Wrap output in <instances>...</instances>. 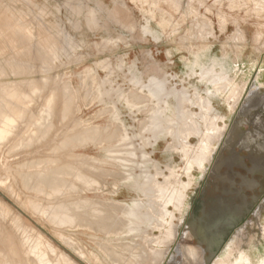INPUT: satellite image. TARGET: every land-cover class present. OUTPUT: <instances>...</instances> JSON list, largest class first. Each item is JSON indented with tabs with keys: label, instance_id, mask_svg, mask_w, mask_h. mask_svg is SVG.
<instances>
[{
	"label": "rangeland",
	"instance_id": "rangeland-1",
	"mask_svg": "<svg viewBox=\"0 0 264 264\" xmlns=\"http://www.w3.org/2000/svg\"><path fill=\"white\" fill-rule=\"evenodd\" d=\"M263 1L0 0V92L6 81L15 84L18 91L15 88L13 92L19 94L20 88L25 98V101L16 96L11 99L4 90L0 93V105L3 103L0 110L4 113L7 107V113L16 117L17 125H14L17 127L15 136L5 140L10 144L3 142L4 147H0V264L19 261L16 256L6 255L5 250L1 254L6 236L20 238L18 254L24 263L28 255L33 256L32 250L46 253L59 250L64 256L60 259L67 257L75 264H263L264 157L260 154L264 151L256 149L246 154L243 149L255 140H240L236 130L238 124H242L244 130L254 127L256 102L261 93L264 94ZM204 72L206 75H202ZM130 73H134V77ZM156 77L168 81L164 93H157L155 83L151 82V78ZM170 86L173 89L169 91ZM119 88L123 89L117 90ZM29 93H33L35 102ZM182 94L188 97L185 101ZM206 99L210 100V105L206 104ZM16 102L24 104L19 105L21 110ZM48 104L52 108L49 109ZM37 106L43 108L42 112ZM44 108L48 110L43 113ZM24 109L27 114L24 111L23 114ZM22 115L24 123L20 120ZM215 116L220 117L216 120ZM155 117L163 120L158 128L154 126ZM157 129H161V133ZM125 134L129 140L121 139ZM132 143L138 150L142 149V154L143 151L150 153L148 162L147 158L144 161L140 157L142 154L137 149L136 158L128 156L130 149L127 148ZM52 144L57 148L49 149ZM43 145L48 147L44 150ZM115 149L117 151L113 152ZM70 151L74 155L69 154ZM42 155L48 160L41 164ZM241 155H244L243 160H236ZM127 159L132 161L128 163ZM97 160L101 162L99 165ZM35 165L39 168L35 167L37 172ZM64 167L68 168L67 172ZM53 168L62 171L54 173L56 181H52L50 187L48 183L47 188L39 184L44 190L40 189L39 193V188V192L35 190L36 173L49 174ZM28 172L35 175L31 180ZM171 172L170 187L166 190L164 186L158 190L161 196L158 195L157 186L152 185H156V181L163 183ZM151 173L154 180H146L145 175ZM50 188L53 192L56 190L52 192L55 195L49 192ZM143 191L149 192L146 198ZM79 198L81 202L87 201L86 204L80 203ZM93 200L96 206L105 205L113 213L91 206ZM133 200L142 202L143 223L136 232L127 228L130 222L125 215ZM62 202L70 205L66 209L69 207L71 212V204L75 206L73 211L77 210L70 212L71 224L57 219L63 216ZM94 209L98 212L94 213ZM107 216L113 221L111 224L109 219L105 221ZM4 220L9 225H5ZM114 220L119 223L116 225ZM82 221L86 223L83 225ZM162 222L165 225L162 226ZM62 224H66L65 228ZM125 243L132 246L127 247Z\"/></svg>",
	"mask_w": 264,
	"mask_h": 264
},
{
	"label": "bare ground",
	"instance_id": "bare-ground-1",
	"mask_svg": "<svg viewBox=\"0 0 264 264\" xmlns=\"http://www.w3.org/2000/svg\"><path fill=\"white\" fill-rule=\"evenodd\" d=\"M244 1H245V0H244ZM261 1H263V0H261ZM259 2H260V1H259ZM263 2H264V1H263ZM227 4H228V3H227ZM238 4H239V3H238ZM241 4H242V3H241ZM257 4H258V2H257ZM263 5H264V4H263ZM252 6H253V5H252ZM250 9H251V8H250ZM243 10H244V9H243ZM253 10H254V9H253ZM147 21H148V20H147ZM121 24H122V23H121ZM147 30H148V27H147ZM153 30H154V29H153ZM155 32H156V31H155ZM150 34H152L151 31H150ZM154 34H156V33H154ZM156 37H157V36H156ZM28 40H29V38H28ZM28 40H27V38H26V41H28ZM29 43H30V42H29ZM28 45H29V44H28ZM28 45H27V46H28ZM29 47H30V46H29ZM25 49H26V48H25ZM103 65H104V64H103ZM106 70H107V69H106ZM207 70H208V69H206V71H207ZM109 72L112 73V71H109ZM109 72H108V73H109ZM127 72H128V71H127ZM192 72H193V70H192ZM208 72L210 73L209 70H208ZM214 72H215V71H214ZM196 73H197V72H196ZM204 73H205V74H204ZM204 73H202V75H206V72H204ZM132 74L134 75V73H132ZM132 74L130 73V75H132ZM192 74H193V73H192ZM133 75H132V76H133ZM140 75H141V74H140ZM224 75H225V73H224ZM151 76L153 77V74H151ZM151 76H149V78H150ZM199 76H201V74H200ZM218 76H219V74L216 75L217 78H218ZM222 76H223V75H222ZM225 76L227 77V75H225ZM133 77H134V76H133ZM154 77H155V76H154ZM201 77H202V76H201ZM203 77H204V76H203ZM95 78H96V77H95ZM129 78H130V76H129ZM131 78H132V77H131ZM131 78L129 79L130 81H131ZM138 78H139L141 81L143 80V78H140V77H138ZM160 78H161V77H159V79H158V77H156V78H151V82H154V83H155V85H156V89H157V93H160V92H163V93H164V91H165V85H166L165 83H167L168 81H167V82H164V80H160ZM162 78H163V77H162ZM162 78H161V79H162ZM164 78L166 79V77H164ZM199 78H200V77H199ZM224 78H225V77H224ZM224 78H223V79H224ZM31 79H32V78H31ZM31 79H30V80H31ZM220 79H221V78H220ZM220 79H217V81H219ZM223 79L220 80V82L223 81ZM13 80H14V79H13ZM32 80H33V79H32ZM94 80H95V79H94ZM106 80H108V79H106ZM106 80H104V81H106ZM109 80H111V79H109ZM148 80H149V79H148ZM215 80H216V79H215V76H214L213 81H215ZM89 81H90V79H89ZM111 81H112V80H111ZM138 81H139V80H138ZM138 81H137V82H138ZM165 81H166V80H165ZM213 81H212L211 83H213ZM217 81H216V83H217ZM97 82H98V79H97ZM139 82H140V81H139ZM139 82H138V83H139ZM4 83H5V85H3V86H1V87L3 88L4 92L7 94L8 98H9V95L12 97L11 99H13L14 96L18 97V99H22V98H24V95H23V94H20V92L22 93V91L20 90V88H18V89H19V94H17V92H13V90L16 88V87H14V85H15L14 83H9V82L7 83L6 81H4ZM111 83H112V82H111ZM134 83H136V82H134ZM138 83H137V84H138ZM146 83H147V82H146ZM149 83H150V82H149ZM214 83H215V82H214ZM218 83H219V82H218ZM1 84H3V82H1ZM87 84H88V83H87ZM87 84H86V85H87ZM115 84H116V83H115ZM117 84H118V83H117ZM143 84H145V83H143ZM143 84L141 83V85H143ZM151 84H152V83H151ZM84 85H85V84H84ZM99 85H100V84H99ZM174 85H175V84H174ZM116 86H117V85H116ZM13 87H14V88H13ZM79 87H80V86H79ZM97 87H98V86H97ZM112 87H113V86H112ZM112 87H110V88H112ZM117 87H118V86H117ZM139 87H141V86H139ZM142 87L144 88V86H142ZM150 87H151V85H150ZM150 87H149V88H150ZM173 87H174V86H173ZM2 88H1V89H2ZM110 88H107V90H108V89L110 90ZM145 88H146V87H145ZM152 88H154V87H152ZM170 88H171V86L168 88V90H169ZM112 89H113V88H112ZM121 89H123V88H121ZM121 89L119 88V89H117V90H121ZM139 89H140V88H139ZM171 89H173V88H171ZM174 89H175V88H174ZM3 90H1V92H0L1 94L3 93V92H2ZM16 90H17V88H16ZM16 90H15V91H16ZM168 90H166V92H168ZM17 91H18V90H17ZM79 91H80V90H79ZM110 91H112V90H110ZM123 91H124V90H123ZM125 91H126V90H125ZM169 91H170V90H169ZM171 91H172V90H171ZM174 91L177 92L176 89H175ZM34 92H35V91H34ZM80 92H81V91H80ZM94 92H95V91H94ZM115 92H117V91H115ZM126 92H127V91H126ZM147 92H148V91H147ZM175 92H174V93H175ZM110 93H111V92H110ZM112 93H114V92L112 91ZM151 93H152V92H151ZM157 93H156V95H158ZM169 93H171V92H169ZM181 93H182V92H180V94H181ZM183 93H184V92H183ZM185 93H186V91H185ZM16 94H17V95H16ZM29 94H30V93H29ZM32 94H33V93L30 94V95L32 96V99H31V100H34V102H35V99L33 98L34 95H32ZM52 94H54V93H52ZM76 94H77V93H76ZM165 94H166V93H165ZM172 94H173V91H172ZM54 95H55V94H54ZM81 95H82V94H81ZM109 95H110V94H109ZM118 95H119V94H117V97H118ZM126 95H127V94H126ZM128 95H129V94H128ZM136 95H137V94H136ZM163 95H164V94H163ZM163 95H160V98H162ZM167 95H169V94L167 93ZM167 95H166V96H167ZM182 95H183V94H182ZM7 96H6V97H7ZM64 96H65V95H64ZM68 96H69V95H68ZM134 96H135V95H134ZM161 96H162V97H161ZM180 96H181V95H180ZM34 97H35V96H34ZM52 97H53V96H52ZM52 97H50V101H51V98H52ZM70 97H71V96H70ZM112 97H113V96H112ZM129 97H133V96H130V95H129ZM129 97H128V98H129ZM153 97H154V94H153ZM157 97H158V96H157ZM177 97H178V96H176V98H177ZM3 98H5V96H4ZM62 98H63V97H62ZM65 98H66V97H65ZM137 98H138V100H139V97H137ZM151 98H152V97H151ZM154 98H155V97H154ZM180 98H181V97H180ZM187 98H188V97H187ZM187 98H186V95H183V100H184V101H185ZM0 99H1V98H0ZM11 99H10V100H11ZM15 99H17V98H15ZM45 99H46V98H45ZM53 99H55V97H53ZM53 99H52V100H53ZM70 99H71V98H70ZM70 99H69V101H70ZM77 99H78V97H77ZM83 99H84V98H83ZM112 99H113V98H112ZM133 99H134V98H133ZM133 99H132V102H133L134 100H136V99H134V100H133ZM158 99H159V98H158ZM6 100H8V99L6 98ZM6 100L4 99V101H6ZM22 100H23V99H22ZM31 100H28V101H31ZM63 100H65V99L63 98ZM71 100H72V99H71ZM102 100H103V99H102ZM160 100H161V99H160ZM176 100H177V99H176ZM176 100H175V101H176ZM12 101H13V100H12ZM12 101H11V102L9 101V102H10V103H13ZM14 101H16V100H14ZM24 101H25V98H24ZM28 101L26 100V102H28ZM55 101H56V100H55ZM55 101H54V103H55ZM61 101H62V100H61ZM136 101H137V100H136ZM157 101H158V100H157ZM157 101H156V102H157ZM178 101H179V98H178ZM178 101H177V103H178ZM181 101H182V99H181ZM181 101H180V104H181ZM20 102H21V101H20ZM51 102H52V101H51ZM64 102H65V101H64ZM82 102H83V101H82ZM116 102H118V101H116ZM137 102H138V101H137ZM160 102H161V101H160ZM205 102H206V104H209V105H210V103H211L209 99H206ZM6 103H7V101H6ZM16 103H17V102H16ZM16 103H15V104H16ZM22 103H23V102H22ZM24 103H25V102H24ZM30 103H31V102H30ZM30 103H28V104H30ZM48 103L51 104L50 102H48ZM66 103H68L67 100H66ZM71 103H72V102H71ZM175 103H176V102H175ZM2 104H3V103L1 102V105H2ZM8 104H9V103H8ZM13 104H14V103H13ZM13 104H11V107H10L12 110H13V108L15 107V106H13ZM44 104H45V103H44ZM44 104H43V105H44ZM49 104H48V105H49ZM60 104L63 105V104H65V103H63V104L60 103ZM83 104H84V103H83ZM129 104H130V103H129ZM156 104H157V103H155V106H156ZM158 104H160V103L158 102ZM1 105H0V108H1ZM19 105H20L21 107L24 106V104L21 105V103H19ZM19 105H18V103H17V106H18V107H19ZM32 105H34V104H32ZM37 105H38V104H37ZM53 105H54V104H53ZM66 105H68V104H66ZM115 105H116V104H115ZM178 105H179V103H178ZM3 106H6V105H3ZM3 106H2V108H4ZM12 106H13V107H12ZM46 106H47V105H46ZM134 106H135V105H134ZM155 106H154V107H155ZM160 106H161V104H160ZM163 106H164V105H163ZM26 107H27V106H26ZM50 107L52 108V105H51V106L49 105V109H50ZM161 107H162V106H161ZM23 108H24V107H23ZM23 108H22V109H23ZM28 108L31 109V107H28ZM37 108H38V106H37ZM39 108H41V107H39ZM39 108H38V109H39ZM131 108H132V107H131ZM157 108H158V107H157ZM179 108H181V107H179ZM179 108H178V109H179ZM211 108H212V106H211ZM211 108H209V109H211ZM5 109H6V110H4V113H3L2 110H0V112L2 111V113L0 114V115H1V117H0V147L3 146V145H1V144H2L3 142L5 143V142H6L5 140H6L8 137H10L11 135H14L13 133H15V132H14V131H15V128L17 129V127H14V125H16V124H15V118H16V117L14 116L13 113H12V114H11V113H7V111H8L7 107H6ZM11 109H10V110H11ZM16 109H17V108H16ZM19 109H20V107H19ZM25 109H27V108H25ZM25 109L22 110V112L24 111V112L26 113L27 110L30 111L29 109H27V110H25ZM32 109H35V108H32ZM32 109H31V110H32ZM44 109H45V108H44ZM151 109H152V108H151ZM151 109H150V110H151ZM158 109H159V108H158ZM164 109H165V108H164ZM209 109H208V111H209ZM20 110H21V109H20ZM20 110H19L18 112H21ZM36 110H37V109H36ZM42 110H43V108H41L40 111L42 112ZM46 110H48V109H45V110L43 111V113H44ZM150 110H149V111H150ZM152 110H153V109H152ZM181 110H182V108H181ZM255 110H256V112H255V113H256V115H255V117H256V121H252L254 127H250L248 130H244V126H243L242 124H238V126H237V128H236V130H237V135H238V137H239L240 140H255L253 143L249 144L248 146H245V148L243 149V151H246V152H245L246 154H249V153H251V151H255L256 149H257L258 151H264V148H263V147H264V94H263V93H261V98L256 102V109H255ZM13 111L15 112V110H13ZM16 111H17V110H16ZM28 111H27V112H28ZM38 111H39V110H38ZM40 111H39V112H40ZM210 111H211V110H210ZM8 112H9V111H8ZM24 112H23V114H24ZM41 112H40V113H41ZM65 112H66V111H65ZM150 112H151V111H150ZM161 112H163V110H162ZM181 112H182V111H181ZM206 112H207V111H206ZM30 113H31V112H30ZM32 113H33V112H32ZM34 113H35V111H34ZM34 113H33V114H34ZM133 113H134V112H133ZM133 113H132V114H133ZM26 114H27V113H26ZM114 114H115V113H114ZM158 114H159V113H158ZM181 114H183V112H182ZM199 114H200V113H199ZM199 114H198V115H199ZM201 114H202V113H201ZM17 115H18V113L16 114V116H17ZM19 115H20V114H19ZM38 115H39V114H38ZM119 115H121V114H119ZM23 116H24V115H22L21 117L23 118ZM32 116H33V115H32ZM32 116H31V119H32ZM115 116H116V115H115ZM129 116H130V115H129ZM152 116H153V115H152ZM201 116H203V115H201ZM201 116H200V117H201ZM19 117H20V116H19ZM19 117H18V118H19ZM33 117H34V116H33ZM39 117H40V119H41V115H40ZM130 117H131V116H130ZM148 117H149V116H148ZM148 117H147V119H148ZM150 117H151V116H150ZM159 117H160V116H159ZM159 117H158V118H159ZM219 117H220V116H215L214 118H216V120H217ZM255 117H254V118H255ZM18 118H17V120H18ZM24 118H25V117H24ZM24 118H23V119H20L21 122H23ZM37 118H38V116H37ZM116 118H117V117H116ZM158 118L155 117V120H154V126H155V127L157 126V128H158V125H159L160 121L162 120V119H160V121H159ZM201 118L203 119V117H201ZM214 118H213V120H214ZM254 118H253V119H254ZM251 120H252V119H251ZM24 121H25V120H24ZM27 121H28V120H27ZM35 121H36V120H35ZM37 121H39V120H37ZM143 121L145 122V120H143ZM146 121H147V120H146ZM202 121H203V120H202ZM17 122H18V121H17ZM29 122H31V121H29ZM29 122H28V123H29ZM33 122H34V121H33ZM72 122H73V121H72ZM148 122H149V120H148ZM162 122H163V120L161 121L160 125H162ZM164 122H166V121H164ZM23 123H24V122H23ZM25 123H26V122H25ZM36 123H37V122H36ZM36 123H35V124H36ZM86 123H87V122H86ZM86 123H85V124H86ZM105 123H106V122H105ZM150 123H151V122H149V124H150ZM19 124H20V122H19ZM26 124H27V123H26ZM70 124H71V123H70ZM109 124H110V123H109ZM117 124H119V123H117ZM117 124H115V126H116ZM132 124H133V123H132ZM147 124H148V123L145 122V125H147ZM198 124H199V123H198ZM198 124H197V125H198ZM38 125H39V124H38ZM129 125H130V124H129ZM16 126H17V125H16ZM35 126H36V125H35ZM70 126H72V125H70ZM122 126H123V125H122ZM118 127H119V126H118ZM143 127H145V126H143ZM148 127H149V126H148ZM148 127H147V128H148ZM159 127H162V126H159ZM163 127H164V126H163ZM248 127H249V126H248ZM255 127H256V128H255ZM31 128H32V126H31ZM58 128H59V127H58ZM69 128H70V127H69ZM74 128H75V127H74ZM119 128H120V127H119ZM119 128H118V129H119ZM164 128H165V127H164ZM21 129H22V128H21ZM23 129H24V128H23ZM34 129H35V128H34ZM70 129H71V128H70ZM116 129H117V128H116ZM148 129H149V128H148ZM254 129H256V131H255ZM18 130H19V128H18ZM153 130H154V129H153ZM157 130L159 131V133H161V132H160L161 129H160V130L157 129ZM157 130H155L156 133H158ZM164 130H165V129H164ZM164 130H163V131H164ZM27 131L29 132V130H27ZM27 131H26V132H27ZM33 131H34V130H33ZM37 131H38V130H37ZM37 131H35V132L37 133ZM61 131H62V130H61ZM70 131H71V130H70ZM93 131H94V130H93ZM121 131H122V130H121ZM133 131H134V130H133ZM165 131H166V130H165ZM17 132H18V131H17ZM19 132H20V131H19ZM73 133H74V131H73ZM78 133H79V132H78ZM112 133H114L113 130H112ZM141 133H142V132H141ZM152 133H153V132H151V134H152ZM166 133H167V131H166ZM15 134H16V133H15ZM123 134H124V133H123ZM133 134H134V133H133ZM138 134L140 135V133H138ZM154 134H155V133H153V135H154ZM30 135H31V134H30ZM69 135H70V134H69ZM86 135H87V134H86ZM90 135H91V133H90ZM111 135H113V134H111ZM115 135H116V134L114 133V136H115ZM14 136H15V135H14ZM14 136H13V137H14ZM16 136H18V135H16ZM32 136H33V135H32ZM74 136H75V135H74ZM82 136H83V135H81V137H82ZM88 136H89V134H88ZM97 136H98V134H97ZM97 136H96V137H97ZM114 136H113V137H114ZM117 136H118V135H117ZM117 136H116V137H117ZM121 136H123V135H121ZM141 136H144V134L141 135ZM146 136H147V135H146ZM154 136H155V135H154ZM252 136H254L255 138L251 139ZM77 137H80V136H77ZM84 137H85V134H84ZM86 137H87V136H86ZM91 137H93V136H91ZM91 137H90V139L92 140ZM94 137H95V135H94ZM129 137H130V135H129ZM148 137H151V136H148ZM14 138H15V137H14ZM14 138H13V139H14ZM100 138H101V137H100ZM131 138H132V137H131ZM135 138H136V137H135ZM140 138H141V137H140ZM151 138H152V137H151ZM155 138H156V137H155ZM13 139H11V140H13ZM54 139H55V138H54ZM86 139H87V138H86ZM95 139H96V138H95ZM111 139H112V138H111ZM115 139H116V138H115ZM121 139H122V140H129L127 134H125ZM143 139H144V138H143ZM156 139H157V138H156ZM9 140H10V139H9ZM21 140H22V139H21ZM52 140H53V139H52ZM70 140H71V139H70ZM80 140H81V139H80ZM100 140H101V139H100ZM112 140H113V139H112ZM14 141H15V140H14ZM17 141H18V140H17ZM76 141H77V140H76ZM78 141H79V138H78ZM78 141H77V142H78ZM87 141H88V140H87ZM93 141H94V138H93ZM98 141H99V140H98ZM132 141H133V140H132ZM141 141H143V140L141 139ZM145 141H146V140H145ZM8 142H9V141H8ZM8 142H6L5 144H8ZM20 142H22V141L19 140V142H18L19 145H20ZM73 142H74V141H73ZM83 142H84V141H83ZM90 142H92V141H90ZM96 142H97V141H96ZM118 142H119V141H118ZM148 142H149V141H148ZM4 143H3V144H4ZM97 143H98V142H97ZM106 143H108V142H106ZM129 143H131V142H129ZM133 143H134V141H133ZM133 143L130 144V145L128 146L127 150L130 149V151L127 152V153H128V156L133 157V158H136V157L138 156V155L136 154V152H137L136 149L138 150V147L136 148V147H135L136 145L134 146ZM9 144H10V142H9ZM11 144H12V143H11ZM60 144H61V143H60ZM63 144H64V143H63ZM75 144H77V143H75ZM121 144H122V143H121ZM126 144H128V143H126ZM144 144H145V143H144V141H143V145H144ZM148 144H149V143H148ZM52 145H53V147H50L49 149H51V148L54 149V147H56L54 144H52ZM52 145H51V146H52ZM79 145H80V144H79ZM9 146H10V145H8V148H10ZM43 146H44V145H43ZM46 146H47V145H46ZM46 146H44V147H45L44 150L46 149ZM63 146H64V145H63ZM71 146H73V145H71ZM71 146L69 147L70 149H71ZM75 146H76V145H75ZM125 146H126V145H125ZM144 146H145V145H144ZM146 146H147V145H146ZM3 147H4V146H3ZM11 147H12V146H11ZM13 147H15V146L13 145ZM47 147H48V146H47ZM81 147H82V146H81ZM118 147H119V145H118ZM123 147H124V145H123ZM1 148H2V147H1ZM8 148H7V149H8ZM56 148H57V147H56ZM60 148H61V147H60ZM111 148H112V147H111ZM113 148H114V147H113ZM52 149H51V150H52ZM63 149H64V147H63ZM66 149H67V147H66ZM165 149H166V148H165ZM170 149H173V148H170ZM60 150H61V149H60ZM107 150H108V149H107ZM123 150L125 151L126 149H123ZM58 151H59V150H58ZM108 151H109V150H108ZM112 151H113V152H116L117 150L115 149V150H112ZM119 151H120V150H119ZM138 151H140V150H138ZM141 151H142V149H141ZM141 151H140V153L142 154ZM8 152H9V151H8ZM37 152H39V151H37ZM120 152H121V151H120ZM150 152H151V151H150ZM33 153H34V152H33ZM42 153H43V152H42ZM68 153L71 154V155H74V153H71V151L68 152ZM68 153H67V154H68ZM67 154H66V156H68ZM81 154H82V153H81ZM124 154H125V153H124ZM124 154H122V156H123L122 159H124ZM148 154H150V153H148ZM148 154H147L146 152L143 151V154H142L140 157H142V158L144 159V161H145V160H146L145 158L149 157V156H147ZM239 154H240V153H239ZM43 155L45 156V154H43ZM43 155H42V159H43V160L40 161L39 158H41V157H39V158H38V163H39V161H40L41 164H42V163H46V162H44V161L48 160V159L44 160ZM77 155H78V154H77ZM126 155H127V154H126ZM139 155H140V154H139ZM66 156H65V157H66ZM120 156H121V155H120ZM260 156H261V157H264V154H260ZM15 157H16V156H15ZM28 157H29V156H27V158H28ZM68 157H69V156H68ZM116 157H117V156H116ZM140 157H139V158H140ZM45 158H46V157H45ZM118 158H119V157H118ZM243 158H244V155H241V156H238L236 160H238V161H242ZM55 159H56V158H55ZM57 159H58V158H57ZM69 159H70V158H69ZM115 159H116V158H115ZM122 159H120V160H121L122 162H124V160H122ZM143 159H142V161H143ZM98 160H99V159H98ZM98 160H97V161H98ZM135 160L137 161V159H135ZM150 160H151V159H150ZM53 161H55V160H53ZM97 161H96V163H97ZM100 161H103V160L100 159ZM100 161H98V165H99V163H101ZM121 161H120V162H121ZM125 161H126V159H125ZM127 161H128V163H130V162L132 161V159H127ZM133 161H134V159H133ZM148 161H149V160H148V158H147V162H148ZM154 161H155V160H154ZM19 162H20V161H19ZM29 162H30V161H29ZM33 162H35V160H34ZM48 162H50V160L47 161V164H49ZM55 162H56V161H55ZM104 162H106V161L104 160ZM137 162L140 163L139 161H137ZM38 163H37V161H36V164H38ZM40 163H39V164H40ZM138 163H136V164H138ZM27 164H30V163L27 162ZM31 164L33 165L34 163H31ZM31 164H30V165H31ZM39 164H38V165H39ZM102 164H103V162H102ZM104 164H105V163H104ZM110 164H111V163H110ZM126 164H127V163H126ZM141 164H143V162H142ZM30 165H28V166H30ZM113 165H114V164H113ZM113 165H112V166H113ZM127 165H129V164H127ZM24 166H25V165H24ZM36 166H37V165H35L34 167L32 166V167H33L34 169H36V168L39 169L38 166H37V167H36ZM68 166H69V165H68ZM68 166H66V167H68ZM115 166H116V165H115ZM122 166H123V165H122ZM152 166H153V165H152ZM165 166H166V165H165ZM32 167H31V168H32ZM35 167H36V168H35ZM66 167H64L63 169H65ZM73 167H74V165H73ZM96 167H97V166H96ZM133 167H135V166H133ZM153 167L155 168V165H154ZM153 167H152V168H153ZM33 168H32V169H33ZM37 169H36V172H37ZM53 169L55 170V168H53ZM60 169H61V168H60ZM60 169H57V170H58V171H62V169H61V170H60ZM72 169H73V168H72ZM135 169H137V168H135ZM139 169H140V168H139ZM139 169H138V170H139ZM155 169H156V168H155ZM165 169H166V167H165ZM54 170H53V172H51L52 170H50V173H49V174L47 173V174H45V175H43V174H44L46 171H45V172H42V171H41L43 174L39 172L40 170L38 171L39 173H36V174H38V176L36 175V178L34 177V179H36L35 181H37V180H38V181H37V187H36L35 190L38 191L37 188H39V191H40V192H39V191H38V192L41 193V190H42V191H44V190H43V188L41 189V187H39V184H40V186H41V185L43 186V184H45V185L43 186V187H45L46 184L48 183V186L50 187V184L52 185V181L55 183L56 179H55L53 176H54V175L56 174V172H58V171H57V170L54 171ZM66 170H68V168L65 169V171H66ZM69 170H71V169H69ZM73 170H74V169H73ZM100 170H101V169H100ZM102 170H103V169H102ZM107 170H109V169H107ZM144 170H145V169H144ZM144 170H143V171H144ZM148 170H149V169H148ZM32 171H33V172H31V171H30V172H31L32 174H34L35 170H32ZM104 171H105V169H104ZM112 171H113V170H112ZM146 171H147V170H146ZM30 172H28V173H29V176H28V175H27V176H28V178L31 180L32 177L35 176V175H33V176L30 175V174H31ZM66 172H67V171H66ZM66 172H65V174H66ZM69 172H70V171H68V173H69ZM71 172H73V171L71 170ZM74 172H75V170H74ZM74 172H73V173H74ZM105 172H106V171H105ZM107 172H109V171H107ZM110 172H111V171H110ZM114 172H116V171H114ZM140 172H141V170H140ZM140 172H139V173H140ZM153 172H154V171H153ZM158 172H159V171H158ZM160 172H162V171H160ZM54 173H55V174H54ZM60 173H61V172H60ZM73 173H71V174L73 175ZM99 173H100V172H99ZM102 173H103V172H102ZM119 173H120V171H119ZM128 173H129V172H128ZM149 173H150V171H149ZM25 174H26V173H25ZM25 174H24V178H26V175H25ZM41 174H42V175H41ZM105 174H106V175H105ZM105 174H104L105 176H108L107 173H105ZM113 174H114V173H113ZM117 174H118V173H117ZM121 174H122V173H121ZM129 174H130V173H129ZM153 174H154V173H153ZM156 174H157V173H156ZM163 174H164V173H163ZM61 175H62V174H61ZM81 175H82V173H81ZM101 175H103V174H101ZM101 175H100V177H102ZM109 175H111V174H109ZM122 175H123V174H122ZM149 175H150V174H149ZM149 175H145V176H146L145 179H146V180H149V179L152 178V179L154 180L155 176H154V175L152 176V173H151L150 176H149ZM55 176H56V175H55ZM68 176H69V175H68ZM78 176H79V175H78ZM87 176H88V175H87ZM90 176H91V175H90ZM114 176H115V175H114ZM120 176H121V175H120ZM139 176H140V175H139ZM157 176H158V175H157ZM161 176H162V174H161ZM164 176H165V174H164ZM172 176H173V174H172V172H171V175H170V176H169V175L165 176V178H164L165 181H164L163 183H162L161 181H159V182L156 181V185H152L151 183H152L153 181H151L150 184H151L152 186H157V190H156V189H155V190H156V192L158 193V195H160V193H161V191H158V190H161L162 188L164 189V186L166 187L165 189L168 190V188L170 187L169 184H170V179H171ZM60 177H61V176H60ZM100 177L98 176V178H100ZM123 177H124V176H123ZM72 178H73V177H72ZM79 178H80V177H78V180H79ZM81 178L84 179L83 176H82ZM81 178H80V179H81ZM120 178H121V177H120ZM26 179H27V178H26ZM26 179H25V181H26ZM29 179H28V182H29ZM62 179H63V178H62ZM68 179H69V178H68ZM82 179H81V180H82ZM86 179H87V178H86ZM91 179H93V178H91ZM40 180H41L42 182H41ZM54 180H55V181H54ZM66 180H67V179H66ZM89 180H90V179H89ZM101 180H102V178H101ZM79 181H80V180H79ZM83 181H86V180L84 179ZM94 181H95V180H94ZM96 181H98V179H97ZM28 182H27V183H28ZM65 182H67V181H65ZM98 182H99V181H98ZM98 182H97V183H98ZM142 182H145V180L142 181ZM25 183H26V182H25ZM31 183H32V182H31ZM41 183H43V184H41ZM54 183H53V184H54ZM88 183H89V182H88ZM103 183H104V182H103ZM148 183H149V182H148ZM62 184H63V183H62ZM94 184H95V182H94ZM99 184H100V183H99ZM99 184H98V185H99ZM111 184H112V183H111ZM111 184H110V185H111ZM146 184H147V183H146ZM150 184H149V185H150ZM153 184H155V183L153 182ZM28 185H29V184H28ZM32 185H34V184H32ZM59 185L61 186V184H59ZM88 185H90V184H88ZM92 185H93V184H92ZM95 185H96V184H95ZM126 185H127V184H126ZM147 185H148V184H147ZM147 185H146V186H147ZM35 186H36V185H35ZM48 186H47V187H48ZM131 186H132V185H131ZM137 186H138V185H137ZM47 187H45V188H47ZM69 187H70V186H69ZM84 187L86 188L87 186L84 185ZM96 187H97V185H96ZM99 187L101 188V185H100ZM118 187H119V186H118ZM32 188H34V187H32ZM32 188H31V189H32ZM57 188H58V187H57ZM61 188H63V187H61ZM102 188H103V187H102ZM138 188L140 189V187H138ZM141 188H142V187H141ZM152 188H154V187H152ZM152 188H151V190H153ZM40 189H41V190H40ZM48 189H49V188H48ZM76 189H77V188H76ZM83 189H84V188H83ZM86 189H87V188H86ZM111 189H112V188H111ZM114 189H115V188H114ZM116 189H117V188H116ZM116 189H115V190H116ZM139 189H138V190H139ZM33 190H34V189H33ZM46 190H47V189H46ZM46 190H45V191H46ZM50 190H51V191H50ZM50 190H49V192L52 193L53 191H52L51 188H50ZM53 190H54V189H53ZM59 190H60V189H59ZM80 190H81V189H80ZM88 190H89V187H88ZM115 190H114V191H115ZM140 190H143V189H140ZM145 190H147V188H146ZM148 190H149V189H148ZM37 191H36V192H37ZM47 191H48V190H47ZM75 191H78V190H75ZM106 191H107V190H106ZM116 191H117V190H116ZM33 192H34V191H33ZM36 192H35V193H36ZM54 192H56V190H55ZM54 192H53V193H54ZM81 192H82V191H81ZM143 192H144V194H145L144 197L146 198V196L148 195L149 192H146V191H143ZM153 192H154V191H153ZM156 192H155V193H156ZM39 193H36L35 195H37V194H39ZM43 193L45 194V192H43ZM53 193H52V196L55 195V194H53ZM59 193H60V192H59ZM155 193H154V195H155ZM157 193H156V194H157ZM47 194H49V193L46 192V195H47ZM141 194H142V193H141ZM151 194H153V193H151ZM37 196H39V195H37ZM41 196H42V194H40V197H41ZM48 196H50V194H49ZM48 196H45V197H48ZM149 196H150V194H149ZM160 196H161V195H160ZM55 197H56V196H55ZM156 197H157V196H156ZM36 198H37V197H36ZM48 198H49V197H48ZM152 198H153V197L151 196V199H152ZM154 198H155V196H154ZM45 199H46V198H45ZM49 199L52 200L53 197H51V198H49ZM49 199H48V200H49ZM59 199H60V198H59ZM64 199H65V197H64ZM81 199H82V198H81ZM86 199H87V198H86ZM89 199H90V198H89ZM89 199H88V200H89ZM37 200H38V199H37ZM73 200H74V199H73ZM73 200H72V201H73ZM79 200H80V198H79ZM152 200H153V199H152ZM152 200H151V201H152ZM34 201H35V200H34ZM40 201H41V200H40ZM58 201H60V200H58ZM68 201H69V200H68ZM75 201H76V200H75ZM81 201H82V200H80L79 202H80V203H83V204H86V202H87L86 200H85V201H86L85 203H84V202H81ZM151 201H150V202H151ZM162 201H163V200H162ZM35 202H36V201H35ZM65 202H66V201H65ZM144 202H145V201H144ZM69 203H71V201L68 202L67 204H69ZM88 203H89V202H88ZM88 203H87V204H88ZM93 203H94V204H91V202H90L91 206H92V205L96 206V204H95V203H96V200H95V201L93 200ZM97 203H98V202H97ZM109 203H110V202H109ZM141 203H142V202H140V200H139V201H138V200H133L132 205L128 206V210H127L126 213H125V215H126L127 218L129 219L128 222H130V226L128 225L129 227L127 226V228H129V230H130L131 232H136V231H138V230L140 229V227H141V224L143 223V221H142V218H143V217L141 216L142 213L140 212V211H141ZM145 203H146V202H145ZM147 203H148V202H147ZM159 203H161V202H159ZM159 203L157 202L156 204H159ZM33 204H36V203L33 202ZM37 204H38V203H37ZM62 204H63V202H62ZM67 204H65V205L63 204V206L65 207V209L63 208V209H64L63 212H62V210H61L62 208L60 209L61 211L58 210V212H59V211L62 212L61 215L63 214V216H64V217L62 216V218H61V217H60V218H59V217L57 218V219H61V220H59L60 222H66V220H67V222L70 221V220L72 219V217H73V216H70V214L73 213V212H76V211H77L76 208H75L76 211H75V210L73 211V209H74L73 207H75L73 204H71V207L73 206V207L71 208V209H72V212H71V210L69 209V207H67L68 209H66V206H70V205H67ZM99 204H100V203H99ZM112 204H113V203H112ZM112 204H111V205H112ZM114 204H115V203H114ZM153 204H154V203H153ZM50 205H51V204H50ZM97 205H98V204H97ZM102 205H104V204H102ZM107 205H109V204H107ZM142 205H143V204H142ZM38 206H39V204H38ZM59 206H60V205H59ZM63 206H62V207H63ZM83 206H84V205H83ZM116 206H118V205H116ZM121 206H122V205H121ZM153 206H154V205H153ZM156 206H157V205H156ZM158 206H159V205H158ZM33 207H34V206H33ZM35 207H37V206H35ZM41 207H42V206H41ZM76 207H77V206H76ZM85 207H86V206H84V208H85ZM88 207H90V206L88 205ZM96 207H98L99 209H100V208H106V209H108V210L105 209V211H106V212H107V211L109 212V208H108L107 206L105 207V205L102 206V207H99V206H96ZM113 207H115V205H113ZM144 207H145V206H144ZM45 208H46V207H45ZM49 208H50V207H49ZM86 208H87V207H86ZM86 208H85V209H86ZM93 208H94V207H91V209H93ZM122 208H123V206H122ZM96 209H97V208H96ZM110 209H112V208L110 207ZM117 209H119V208H117ZM120 209H121V208H120ZM37 210H39V209L37 208ZM46 210H47V209H46ZM78 210H79V209H78ZM97 210H98V209H97ZM100 210H101V209H100ZM114 210H115V209H114ZM146 210H147V209H146ZM80 211H81V210H80ZM98 211H99V210H98ZM98 211L95 212V209H94V213H97ZM101 211H103V210H101ZM105 211H104V212H105ZM147 211H150V209L147 210ZM70 212H71V213H70ZM104 212H103L102 214L100 213L103 217H104ZM106 212H105V213H106ZM142 212H143V214H144V216H145V212H144V210H143ZM153 212H154V210H153ZM94 213H93V214H94ZM109 213H113V212H109ZM158 213H159V210H158ZM100 214H97L96 216H98V215L100 216ZM107 214H108V213H107ZM107 214H106V215H107ZM46 215H47V212H46ZM81 215H82V214H81ZM109 215L112 216L111 214H109ZM52 216H53V215H52ZM52 216H51V217H52ZM102 216H100V217H102ZM117 216H118V215H117ZM154 216H155V218H156L157 215H154ZM0 217H1V216H0ZM83 217H84V216H83ZM93 217H94V215H93ZM93 217H92V218H93ZM112 217H116V216H114V214H113ZM112 217H110V218H112ZM2 218H3V217H2ZM92 218H91V219H92ZM95 218L99 219V217H95ZM106 218H107V219H106ZM106 218H104V219H106L105 221H107V220L109 219L108 216H107ZM121 218H122V217H121ZM145 218H146V217H145ZM157 218H158V217H157ZM3 219H4V218H3ZM73 219H74V218H73ZM86 219H88V218H86ZM113 219H115V218H112V220H113ZM117 219H118V217H117ZM101 220H102V219H101ZM109 220H110V223H109V224H111L113 221H111V219H109ZM118 220H119V219H118ZM120 220H121V219H120ZM143 220H144V219H143ZM5 221H6V220H4V222H5ZM15 221H16V219H15ZM15 221L13 222L14 224L17 222V221L15 222ZM51 221H52V219H51ZM54 221H55V220H54ZM71 221H72V220H71ZM71 221L69 222L70 224H71ZM99 221H100V220H99ZM105 221H104V222H105ZM123 221H125V220H123ZM153 221H154V220H153ZM1 222H2V221H1ZM4 222H3V224H4ZM74 222H75V221H74ZM82 222H83V225L86 223V221H85V223H84V221H82ZM82 222H80V223H82ZM94 222L96 223L97 221H94ZM94 222L91 221V223H94ZM104 222H103V223H104ZM80 223H78V224H80ZM99 223H100V222H99ZM99 223H97V225H98ZM114 223H115V220H114ZM118 223H119V222H118ZM118 223H117V224H118ZM124 223L126 224V222H124ZM144 223H145V222H144ZM153 223H154V222H153ZM159 223H160V222H159ZM6 224H7V222H5V225H6ZM55 224H56V223H55ZM66 224H67V223H66ZM66 224H64V225L62 224V225L64 226V228H65V225H66ZM76 224H77V223H76ZM87 224H88V221H87ZM109 224H108V225H109ZM115 224H116V223H115ZM117 224H116V225H117ZM7 225H9V224H7ZM17 225H18V223H17ZM57 225H58V224H57ZM59 225H61V224H59ZM67 225H69V224H67ZM104 225H106V224H104ZM108 225H107V226H108ZM120 225H121V224H120ZM122 225H123V223H122ZM158 225H161V224H158ZM163 225H165L164 222H162V226H163ZM72 226H73V224L71 225V228H72ZM89 226H90V225H89ZM101 226H102V225H101ZM113 226H114V225H113ZM123 226H124V225H123ZM162 226H161V227H162ZM0 227H1V226H0ZM9 227H10V226H9ZM74 227H75V226H74ZM92 227H93V225L91 226V228H92ZM103 227H105V226H103ZM108 227H109V226H108ZM108 227H107V228H102V229H108ZM152 227H153V226H152ZM158 227L160 228V226H158ZM94 228H96V227H94ZM94 228H93V229H94ZM120 228L123 229L122 226H121ZM142 228H143V227H142ZM0 229H1V228H0ZM11 229H12V228L10 227L9 230L11 231ZM109 229H110V228H109ZM113 229H115V228H113ZM113 229H111V232H112ZM121 229H119V230H121ZM2 230H3V228H2ZM5 230H7V229H5ZM17 230H19V229H17ZM61 230H63V229H61ZM99 230H100V228H99ZM116 230H117V229H116ZM108 231H110V230H108ZM114 231H115V230H114ZM125 231H126V229H125ZM1 232H2V231H1ZM11 232L13 233V229H12ZM98 232H99V231H98ZM102 232H103V230H102ZM6 233H8V232H6ZM14 233H15V232H14ZM64 233H65V232H64ZM105 233H106V232H105ZM141 233H142V232H141ZM141 233H140V234H141ZM61 234H62V232H61ZM80 234H81V233H80ZM143 234H144V233H143ZM13 235H14V234H13ZM144 235H147V234H144ZM148 235H149V234H148ZM63 236H64V235H63ZM139 237H141V236H139ZM15 238H16V237H14V239H13V238H10V237L6 236V237L3 239V241L6 243V246L1 247V249H2L1 254H2V255H3V251L5 250V251H6V255L9 254L10 256H16V259H18L19 261L17 262V260L14 259V260H13V263H14V264H75L74 262L70 261L67 257L65 258V260H64V259H63V260L60 259V258H64V256H63V253L59 252V250H57V251H51V252H49V253H46V252H38V251H36V250H32L31 253H32L33 256L28 255L27 260L24 258L25 261H26V263H24V260L21 259V256L18 254L19 251L21 252L20 247H19V243H18V241H19L20 238L17 237L18 240L15 239ZM69 238H70V237H68L67 239H68L70 242H72V241H71L72 238H71V239H69ZM150 238H152V237H150ZM140 239H143V238H140ZM153 239H154V238H153ZM72 240H73V239H72ZM149 240H150V239H149ZM74 241H76V240H74ZM117 241H118V240H117ZM135 241H136V240H135ZM155 241H157V240L155 239ZM104 243H106V242H104ZM108 243H109V242H108ZM133 243H135V242H133ZM142 243H146V242H143V241H142ZM154 243H155V242H154ZM97 244H100V243L97 242ZM106 244H107V243H106ZM115 244H116V243H115ZM121 244H122V242H121ZM125 244H127V243H125ZM116 245H118V243H117ZM128 245H129V244H127V247H128ZM79 246H80V245H79ZM99 246H100V245H99ZM109 246H110V245H109ZM122 246H124V245H122ZM129 246H132V245H129ZM135 246H136V244H135ZM137 246H138V245H137ZM146 246H147V244H146ZM139 247H140V246H139ZM103 248H105V247H103ZM115 248H116V247H115ZM119 248H120V247H119ZM125 248H126V247H125ZM129 248H130V247H129ZM146 248H147V247H146ZM127 249H128V248H127ZM130 249H135V248L132 247V248H130ZM142 249H144V247H141V250H142ZM82 250L84 251L85 249H82ZM103 250H104V249H103ZM105 250H106V249H105ZM120 250H121V249H120ZM122 250H124V248H122ZM23 251H24V250H23ZM23 251H22V252H23ZM106 251L109 252L110 250H106ZM112 251H113V250H112ZM112 251H111V252H112ZM127 251H129V250H127ZM131 251H132V250H131ZM133 251H134V250H133ZM115 252H116V255L118 256L119 253H117V251H115ZM119 252H120V251H119ZM129 252H130V251H129ZM143 252H144V250H143ZM147 252H148V251H147ZM105 253H106V252H105ZM130 253H131V252H130ZM133 254H136V253L133 252ZM143 254H144V253H143ZM146 254H147V253H146ZM88 255H89V254H88ZM138 255H139V254H138ZM114 256H115V254H114ZM141 256H142V254H141ZM142 257H143V256H142ZM109 258H110V256H109ZM117 258H118V257H117ZM93 259H94V258H93ZM111 259H112V258H111ZM138 259H139V258H138ZM141 259H142V258H141ZM90 260H91V259H90ZM116 260H117V259H116ZM112 261H113V259H112ZM138 261H140V260H138ZM143 261H145L144 258H143ZM28 262H29V263H28ZM145 262H146V261H145ZM115 263H116V262H115ZM143 263H144V262H143ZM216 264H217V263H216ZM260 264H261V263H260ZM263 264H264V263H263Z\"/></svg>",
	"mask_w": 264,
	"mask_h": 264
}]
</instances>
